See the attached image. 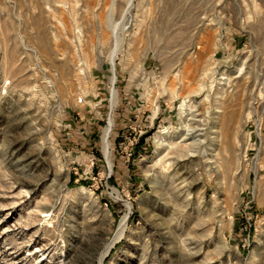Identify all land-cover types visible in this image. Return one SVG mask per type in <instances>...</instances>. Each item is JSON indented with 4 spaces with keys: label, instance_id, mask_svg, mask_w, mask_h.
<instances>
[{
    "label": "rangeland",
    "instance_id": "374dc122",
    "mask_svg": "<svg viewBox=\"0 0 264 264\" xmlns=\"http://www.w3.org/2000/svg\"><path fill=\"white\" fill-rule=\"evenodd\" d=\"M6 81L0 264H264V0H0Z\"/></svg>",
    "mask_w": 264,
    "mask_h": 264
},
{
    "label": "built area",
    "instance_id": "2783aa9c",
    "mask_svg": "<svg viewBox=\"0 0 264 264\" xmlns=\"http://www.w3.org/2000/svg\"><path fill=\"white\" fill-rule=\"evenodd\" d=\"M10 82L6 81L0 85V100L8 97Z\"/></svg>",
    "mask_w": 264,
    "mask_h": 264
},
{
    "label": "bare ground",
    "instance_id": "6f19581e",
    "mask_svg": "<svg viewBox=\"0 0 264 264\" xmlns=\"http://www.w3.org/2000/svg\"><path fill=\"white\" fill-rule=\"evenodd\" d=\"M45 218H47L48 216H44Z\"/></svg>",
    "mask_w": 264,
    "mask_h": 264
}]
</instances>
